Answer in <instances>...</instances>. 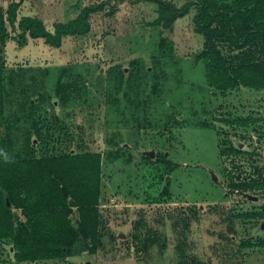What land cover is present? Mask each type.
I'll use <instances>...</instances> for the list:
<instances>
[{
    "label": "rangeland",
    "instance_id": "obj_1",
    "mask_svg": "<svg viewBox=\"0 0 264 264\" xmlns=\"http://www.w3.org/2000/svg\"><path fill=\"white\" fill-rule=\"evenodd\" d=\"M14 1L18 19L35 16L49 28L105 2L90 14L87 33L66 34L59 46L30 36L0 44V63L25 67L26 86L45 81L49 101L34 112L45 138L40 146L102 151L105 203L95 252L19 263L7 242L0 264H264V216L245 215L262 211L264 185L231 186L264 183V88L208 85L197 58L205 40L195 21L199 7L164 26L152 24L161 10L153 0H0V25L10 33ZM162 39L174 53L161 52ZM218 45L233 64L255 51ZM241 118L249 120L236 122ZM116 147L128 150L108 158ZM149 235L156 240L148 244Z\"/></svg>",
    "mask_w": 264,
    "mask_h": 264
},
{
    "label": "trees",
    "instance_id": "obj_2",
    "mask_svg": "<svg viewBox=\"0 0 264 264\" xmlns=\"http://www.w3.org/2000/svg\"><path fill=\"white\" fill-rule=\"evenodd\" d=\"M153 1L161 7L159 16L152 21L154 25L167 26L186 14L192 5L199 7L195 21L205 40L197 58L204 62L211 88H264V0H190L181 6L169 0ZM104 4L89 3L75 18L57 21L49 28L35 16L23 15L18 19L19 1H14L7 11L12 33L2 22L0 44L7 38L24 44L30 36L59 46L66 34L87 33L90 14ZM218 40L228 42L240 52L254 45L255 51L249 49L233 64L222 53ZM159 46L164 54L174 53L173 43L162 39ZM120 73L118 83L123 82L124 72ZM129 75L133 77L132 73ZM41 77L26 86L25 67L6 68L0 63V246L10 242L17 262L58 260L84 250L95 252L100 245L99 210L105 203L104 155L100 150L87 148L49 152L40 146L45 138L34 112L50 97ZM156 86L152 92L158 93ZM149 98L150 95L145 97L143 106ZM133 105L141 107L140 101ZM248 120L241 118L236 122L244 124ZM122 150L128 148L116 147L106 156L121 158L125 155ZM128 158L127 161L131 157ZM263 185L256 180L231 183L240 189ZM257 214L264 216V204L261 212L245 215ZM148 238V244L156 240L153 235Z\"/></svg>",
    "mask_w": 264,
    "mask_h": 264
},
{
    "label": "crops",
    "instance_id": "obj_3",
    "mask_svg": "<svg viewBox=\"0 0 264 264\" xmlns=\"http://www.w3.org/2000/svg\"><path fill=\"white\" fill-rule=\"evenodd\" d=\"M2 245H4V244H2ZM2 245H1V246H2ZM13 259H14V258H13ZM25 262H26V261H23V262H19V263H25Z\"/></svg>",
    "mask_w": 264,
    "mask_h": 264
}]
</instances>
